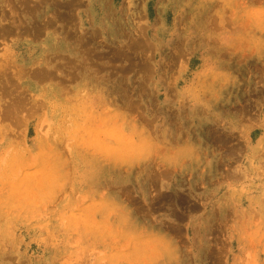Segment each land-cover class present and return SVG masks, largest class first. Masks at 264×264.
I'll return each instance as SVG.
<instances>
[{
    "label": "rangeland",
    "instance_id": "obj_1",
    "mask_svg": "<svg viewBox=\"0 0 264 264\" xmlns=\"http://www.w3.org/2000/svg\"><path fill=\"white\" fill-rule=\"evenodd\" d=\"M0 264H264V0H0Z\"/></svg>",
    "mask_w": 264,
    "mask_h": 264
}]
</instances>
